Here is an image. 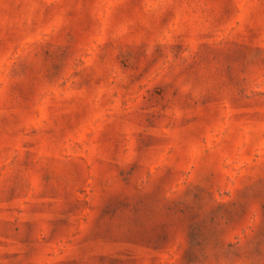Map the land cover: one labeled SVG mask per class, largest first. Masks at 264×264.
Here are the masks:
<instances>
[{
    "label": "rangeland",
    "instance_id": "rangeland-1",
    "mask_svg": "<svg viewBox=\"0 0 264 264\" xmlns=\"http://www.w3.org/2000/svg\"><path fill=\"white\" fill-rule=\"evenodd\" d=\"M0 264H264V0H0Z\"/></svg>",
    "mask_w": 264,
    "mask_h": 264
}]
</instances>
